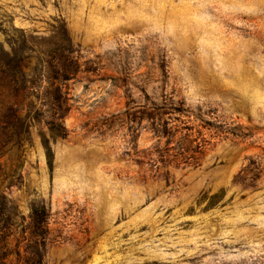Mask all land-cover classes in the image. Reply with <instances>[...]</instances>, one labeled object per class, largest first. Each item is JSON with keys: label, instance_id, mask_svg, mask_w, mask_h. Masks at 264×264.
Segmentation results:
<instances>
[{"label": "rangeland", "instance_id": "obj_1", "mask_svg": "<svg viewBox=\"0 0 264 264\" xmlns=\"http://www.w3.org/2000/svg\"><path fill=\"white\" fill-rule=\"evenodd\" d=\"M3 196L47 264H264V0H0Z\"/></svg>", "mask_w": 264, "mask_h": 264}, {"label": "trees", "instance_id": "obj_2", "mask_svg": "<svg viewBox=\"0 0 264 264\" xmlns=\"http://www.w3.org/2000/svg\"><path fill=\"white\" fill-rule=\"evenodd\" d=\"M52 129L57 135L65 137L62 127ZM2 198L0 264H47L45 253L49 229L46 208L32 209L30 223H26V218L19 213L18 208L10 205L5 196Z\"/></svg>", "mask_w": 264, "mask_h": 264}]
</instances>
